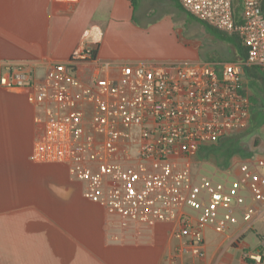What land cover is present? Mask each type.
I'll list each match as a JSON object with an SVG mask.
<instances>
[{"label":"built area","instance_id":"1","mask_svg":"<svg viewBox=\"0 0 264 264\" xmlns=\"http://www.w3.org/2000/svg\"><path fill=\"white\" fill-rule=\"evenodd\" d=\"M179 1L198 21L238 36L247 60L118 63L120 75L113 78L101 73L114 65L99 62L96 48L83 47L55 64L41 83L26 65H11L0 83L6 90H27L31 104L45 107L38 160L65 165L87 201L120 218L122 233L173 223L177 255L201 259L206 228L226 233L241 216L237 243L264 220V208L246 204L244 195L264 202L263 158L242 161L238 175L218 181L200 178L191 167L202 146L250 127L254 111L245 68L264 72V0ZM83 64L94 67L90 80L79 76ZM243 258L264 264V233Z\"/></svg>","mask_w":264,"mask_h":264},{"label":"crops","instance_id":"2","mask_svg":"<svg viewBox=\"0 0 264 264\" xmlns=\"http://www.w3.org/2000/svg\"><path fill=\"white\" fill-rule=\"evenodd\" d=\"M137 7L134 0H81L74 5L0 0V79L11 65H26L41 83L55 64L68 62L83 47L96 48L99 62L114 65L103 76L118 77L115 65L145 58L141 35L149 28L138 21ZM193 51L192 61H202ZM94 73L88 64L79 69L83 80ZM86 111L90 118L92 109L87 106ZM44 120L45 107L31 104L27 90H6L0 83V264H250L243 251L258 246L264 220L237 243L244 227L241 216L226 233L206 228L201 259L177 255L180 241L173 236V223L122 233L120 218L87 201L83 185L65 165L38 160ZM248 159L235 155L227 163L226 158L215 175L233 179ZM202 161L207 162L198 153L193 163ZM244 195L246 204L264 208V202ZM187 212L194 219L199 216Z\"/></svg>","mask_w":264,"mask_h":264},{"label":"rangeland","instance_id":"3","mask_svg":"<svg viewBox=\"0 0 264 264\" xmlns=\"http://www.w3.org/2000/svg\"><path fill=\"white\" fill-rule=\"evenodd\" d=\"M136 4L138 21L147 24L149 28L142 30L141 35L140 48L145 58L137 62L149 64L189 62L195 57L193 50L197 52L196 60L212 62L240 60L232 43L212 35L201 22L183 9H179L172 0H136ZM248 79L249 77L245 76V84L254 99L250 127L226 138L223 144L232 139L237 146L251 152L250 159H253L259 158L264 151V93L257 86L251 87L252 81ZM224 153L217 156L211 152L206 158L207 162L191 164L193 172L199 174L200 178L221 180L215 174L219 172L218 166H223L227 158L226 152ZM236 156L243 158L242 154Z\"/></svg>","mask_w":264,"mask_h":264},{"label":"trees","instance_id":"4","mask_svg":"<svg viewBox=\"0 0 264 264\" xmlns=\"http://www.w3.org/2000/svg\"><path fill=\"white\" fill-rule=\"evenodd\" d=\"M172 1L175 3V5L179 9H181V10L183 9L179 0H172ZM134 2L136 3V0H134ZM235 11H236V17L239 19L241 9L238 7V8H236ZM201 23L207 28V30L212 35L216 36L217 38H219L223 41H227V42L232 43L235 46L237 53H238V56H239V59L241 61L247 60V49L242 46L241 40L238 36H229V35L221 32V31H219V30H217V29H215V28H213V27H211V26H209L203 22H201ZM245 75H246V77L247 76L249 77L248 80L252 81L251 87L257 86V88H259V90L264 93V72L262 70L255 68V67H246L245 68ZM251 101H252V103L254 102V99L252 97H251ZM253 111H254V106H253ZM224 140H221L215 144L202 146L199 150V157L206 159L211 154V152H214L215 155H217V156L225 154L224 152H226L227 163L230 161V159L233 156H235L237 154H242L243 158L252 157L251 152H249L245 148L237 146L236 143H234L232 141V139H229L228 142L223 144ZM257 143L258 142H256V144ZM222 149H226V150H222ZM217 150H219V151H217Z\"/></svg>","mask_w":264,"mask_h":264}]
</instances>
